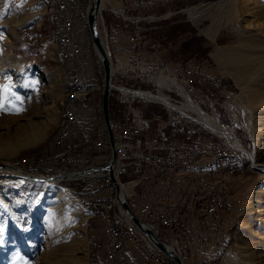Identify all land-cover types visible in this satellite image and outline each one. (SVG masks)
Returning <instances> with one entry per match:
<instances>
[{"label": "rangeland", "instance_id": "rangeland-1", "mask_svg": "<svg viewBox=\"0 0 264 264\" xmlns=\"http://www.w3.org/2000/svg\"><path fill=\"white\" fill-rule=\"evenodd\" d=\"M46 1L0 0V86H10L8 91L0 87V103L23 109L19 114L0 111V264H93L101 235L87 219L81 196L65 181L17 176L4 164L49 147L56 132L65 74L62 52L52 42L59 22L51 18V1ZM85 1L75 3L83 7ZM214 1L146 0L139 6L137 0H103L102 13L116 81L155 89L161 74L174 77L181 89L173 84L164 89L216 117L235 146L252 155L202 125L198 134L217 136L219 156L212 168L236 169L217 175L218 191L228 206L218 234L229 227V240L220 236L219 250L217 242H208L214 249L201 252L213 250L211 255L188 252L185 263L264 264V167L255 164L264 163V0H235L234 6L211 12L221 26L209 37L202 30L212 17L194 22L185 8L208 7ZM121 5L123 12L112 9ZM132 35L140 41L132 43ZM113 100L115 110L122 112L123 106ZM147 113L200 126L179 112L170 115L161 102L149 103ZM41 124H46L43 138L22 145V138ZM9 147L15 151L8 153ZM223 150L231 156L221 155ZM200 182L208 183V175L200 174ZM199 210L194 218L202 223L201 235L212 238L210 218Z\"/></svg>", "mask_w": 264, "mask_h": 264}, {"label": "built area", "instance_id": "built-area-1", "mask_svg": "<svg viewBox=\"0 0 264 264\" xmlns=\"http://www.w3.org/2000/svg\"><path fill=\"white\" fill-rule=\"evenodd\" d=\"M50 1L52 18H57L63 40L64 125L52 134L49 147L26 152L10 161V166L65 181L69 190L81 196L87 219L97 225L101 235L93 264H136L141 258L147 264L171 261L132 219L122 197L140 218L143 228L151 227L168 247L174 244L173 249L184 264L188 252L203 251L208 242H217L219 250L218 239L226 236L229 227L218 234L228 206L218 191L217 175L223 170L231 175L236 169L232 165L212 168V160L219 156L217 136L198 134L202 124L188 118L200 126L193 128L185 120L169 117H150L147 111L153 101L149 92L153 89L136 81L115 80L118 73L100 9L97 24L112 65L110 98L123 106L122 112L110 109L116 146L111 171L112 148L102 109L104 66L88 24L90 0L83 7L75 0ZM145 3L146 0H137L139 6ZM130 39L135 44L140 41L133 35ZM78 91H85V98H78ZM169 111L170 115H177V111ZM221 155L230 157L231 152L223 150ZM128 174L132 176L127 177ZM200 174L208 175V183L200 182ZM194 207L206 211L212 238L202 237L201 226L195 224L193 217Z\"/></svg>", "mask_w": 264, "mask_h": 264}, {"label": "bare ground", "instance_id": "bare-ground-1", "mask_svg": "<svg viewBox=\"0 0 264 264\" xmlns=\"http://www.w3.org/2000/svg\"><path fill=\"white\" fill-rule=\"evenodd\" d=\"M102 2H103V0H101V6H100L101 9H103ZM235 2H236L235 0H217V1H214L208 7L205 6L202 8L201 5H204V4L200 3V4L195 5V6H190L188 9L185 8V10H188L189 16L194 22H197L198 19L201 17L211 16L212 17L211 23L209 25L205 26L203 28L202 32H204L209 37H213L217 33L221 24H219L217 21V15L215 16V15H213L214 13H211V12H214L215 10L220 11V9H222L223 7L234 6L235 4H233V3H235ZM46 3L48 4V0L46 1ZM231 4H233V5H231ZM112 9L123 12L124 7L121 5L119 7L117 6L116 8L113 7ZM51 18H52V14H51ZM52 19L57 20V18H52ZM54 33H55V35H54V38L52 39V42L54 44V49L57 50L58 54L60 55L62 50H63V40L61 37V32L59 30V26H57L55 28ZM219 51H221V49L218 50V52ZM107 52L109 54L108 49H107ZM218 52H216L214 54L217 56L219 54ZM162 76H163V74H161L160 78H158L159 87L155 88V89L151 90V92H149V95H150L153 102H159V103L161 102V104L163 103V105L166 106L169 110L180 112L182 115H184L188 119L201 123L207 129L218 133L221 137L224 138L225 142L228 143L230 146L237 148V149H241V148L235 146V144L228 137L226 132L222 129V127H220L219 122H218L216 117L208 116V115L204 114L202 112V110L193 101L185 102L184 100H176L170 92L166 91L164 89V87L168 88V86L170 84H173L176 89H181V84L174 77L169 78L166 76L164 78ZM64 81H65V76H64ZM64 81L62 78L61 84L63 85V88H62V94L63 95H61L62 97L59 98L60 100L58 99L59 106H58V120H57L56 132H58L59 125H64V116H63V112L61 111L62 100H64V98H65V89H64L65 83H64ZM78 98H85V91H78ZM194 113H195V115H194ZM45 129H46V124H41V126L35 127V129L33 130L31 135H28V136H25L22 138V143H23L22 145H29L31 143L36 142L41 137L43 138L44 133H45ZM37 150H40V149H37ZM241 150H244L252 158V155L248 150H246L245 148L241 149ZM14 151H15V149L11 148V147H9V149L7 150L8 153H12ZM4 164L9 165L10 161L5 162ZM255 164L264 167V163L259 162V163H255ZM5 168H8V167H5ZM8 169L13 170L17 176H25L23 171H21L20 169H16L13 166L9 167ZM30 175H34V174H30ZM44 181L50 182V181H57V180L50 179V180H44ZM173 246H174V244L171 243L170 248H173Z\"/></svg>", "mask_w": 264, "mask_h": 264}, {"label": "water", "instance_id": "water-1", "mask_svg": "<svg viewBox=\"0 0 264 264\" xmlns=\"http://www.w3.org/2000/svg\"><path fill=\"white\" fill-rule=\"evenodd\" d=\"M101 0H90V8L88 12V24L92 34L93 44L95 49L99 53L102 63L104 66V87L102 93V109H103V116L107 126V130L109 133L110 144L112 148V159L110 162L111 171L115 162L116 158V146H115V137H114V130L111 122V113H110V96H111V78H112V65H111V58L110 53L107 52L106 42L104 41V37L100 32V28L97 24L98 22V15L100 12ZM6 165V164H5ZM4 166V165H1ZM8 167V165L6 166ZM10 167V166H9ZM24 175L33 180H50V178L40 177L36 175H30L24 172ZM117 195L118 198H121V189L117 184ZM123 206L126 210L130 213L132 219L138 224L139 227L150 236L151 240L163 251L165 252L170 258L174 260L176 264H184V261L180 254L174 250L173 248L168 247L158 236L155 234L151 227L143 228L140 218L132 211L128 201L125 198H121Z\"/></svg>", "mask_w": 264, "mask_h": 264}, {"label": "crops", "instance_id": "crops-1", "mask_svg": "<svg viewBox=\"0 0 264 264\" xmlns=\"http://www.w3.org/2000/svg\"><path fill=\"white\" fill-rule=\"evenodd\" d=\"M58 107V106H57ZM55 133V132H54ZM198 212H200V210H199V207H194V210H193V217H194V215L196 214V213H198ZM195 224L196 225H200L201 227H202V223L200 222V219H196L195 220ZM203 238H206V237H204V236H202ZM228 237H229V235L226 233V236H224V239H225V241L227 242V240H228ZM207 248H213L212 247V243H207ZM214 249V248H213ZM216 250V249H215ZM202 250H195V252H201ZM211 255V254H213V250H207V251H205V252H201V253H199V255L200 256H204V255ZM96 254H94V256H95ZM136 264H147V262H145L142 258L141 259H138V262L136 263ZM167 264H170V261H168V263ZM186 264H188V261H187V263Z\"/></svg>", "mask_w": 264, "mask_h": 264}, {"label": "snow or ice", "instance_id": "snow-or-ice-1", "mask_svg": "<svg viewBox=\"0 0 264 264\" xmlns=\"http://www.w3.org/2000/svg\"><path fill=\"white\" fill-rule=\"evenodd\" d=\"M37 82L36 81H32V84L35 85ZM3 87L5 91H8L10 86L9 85H4V86H0ZM19 97H16V100L19 101ZM0 111H12L15 114H19L21 111H23L22 108H18L16 107V105H12L11 108L9 109L8 107L5 106L4 103H0Z\"/></svg>", "mask_w": 264, "mask_h": 264}, {"label": "trees", "instance_id": "trees-1", "mask_svg": "<svg viewBox=\"0 0 264 264\" xmlns=\"http://www.w3.org/2000/svg\"><path fill=\"white\" fill-rule=\"evenodd\" d=\"M113 99H114L113 97L110 98V109H111V111L114 109V105H113L114 100ZM41 148H43V147H40L38 149H41Z\"/></svg>", "mask_w": 264, "mask_h": 264}]
</instances>
